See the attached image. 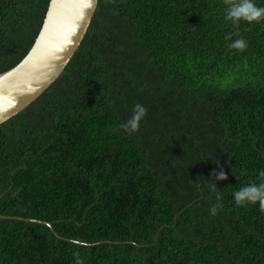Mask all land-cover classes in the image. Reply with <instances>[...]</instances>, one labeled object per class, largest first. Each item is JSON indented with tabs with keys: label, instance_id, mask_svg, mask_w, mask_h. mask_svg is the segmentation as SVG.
Returning a JSON list of instances; mask_svg holds the SVG:
<instances>
[{
	"label": "trees",
	"instance_id": "obj_1",
	"mask_svg": "<svg viewBox=\"0 0 264 264\" xmlns=\"http://www.w3.org/2000/svg\"><path fill=\"white\" fill-rule=\"evenodd\" d=\"M48 3L0 0V74ZM226 8L98 0L57 80L0 125V264H264V209L233 199L264 170V19Z\"/></svg>",
	"mask_w": 264,
	"mask_h": 264
},
{
	"label": "water",
	"instance_id": "obj_2",
	"mask_svg": "<svg viewBox=\"0 0 264 264\" xmlns=\"http://www.w3.org/2000/svg\"><path fill=\"white\" fill-rule=\"evenodd\" d=\"M97 5L98 0H49L31 49L18 65L0 74V125L57 80L79 48Z\"/></svg>",
	"mask_w": 264,
	"mask_h": 264
},
{
	"label": "clouds",
	"instance_id": "obj_3",
	"mask_svg": "<svg viewBox=\"0 0 264 264\" xmlns=\"http://www.w3.org/2000/svg\"><path fill=\"white\" fill-rule=\"evenodd\" d=\"M225 2L227 4L225 12L226 21H231L233 24H238L242 20L247 23H253L260 22L262 19H264V8L257 7L253 0H225ZM230 47L243 51L246 48V42L243 39H237L230 45ZM146 114L147 109L141 104H136L133 108V114L131 118L128 119L126 123L121 124L120 127L125 132L133 134L139 130L140 122L146 116ZM218 179H226V176L221 173ZM258 179L261 181L260 183L250 184L247 187L241 188L240 190L233 193V199L237 206L258 203L261 209H264V170L259 171ZM219 199L220 197L218 195L217 200ZM216 211L217 207L214 206L211 209V213L215 215ZM76 264H83V261L77 258Z\"/></svg>",
	"mask_w": 264,
	"mask_h": 264
},
{
	"label": "bare ground",
	"instance_id": "obj_4",
	"mask_svg": "<svg viewBox=\"0 0 264 264\" xmlns=\"http://www.w3.org/2000/svg\"><path fill=\"white\" fill-rule=\"evenodd\" d=\"M46 225V224H45ZM50 227V226H49Z\"/></svg>",
	"mask_w": 264,
	"mask_h": 264
}]
</instances>
